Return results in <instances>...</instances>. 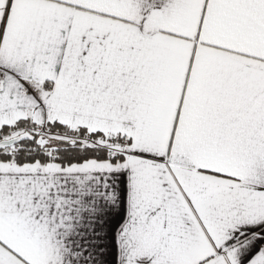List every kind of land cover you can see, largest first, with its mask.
I'll list each match as a JSON object with an SVG mask.
<instances>
[{
    "label": "snow or ice",
    "instance_id": "obj_1",
    "mask_svg": "<svg viewBox=\"0 0 264 264\" xmlns=\"http://www.w3.org/2000/svg\"><path fill=\"white\" fill-rule=\"evenodd\" d=\"M0 264H264V0H0Z\"/></svg>",
    "mask_w": 264,
    "mask_h": 264
}]
</instances>
